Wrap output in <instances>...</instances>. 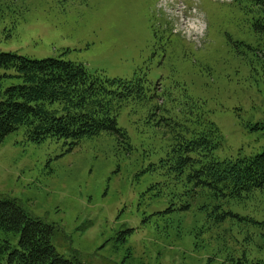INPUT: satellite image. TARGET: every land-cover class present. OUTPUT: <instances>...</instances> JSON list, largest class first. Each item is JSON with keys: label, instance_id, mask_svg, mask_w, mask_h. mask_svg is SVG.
<instances>
[{"label": "rangeland", "instance_id": "374dc122", "mask_svg": "<svg viewBox=\"0 0 264 264\" xmlns=\"http://www.w3.org/2000/svg\"><path fill=\"white\" fill-rule=\"evenodd\" d=\"M253 17L245 0H0V53L110 79L141 71L160 88L159 106L168 93L195 103L221 134L215 157L235 160L264 147V32ZM151 105L119 111L130 148L106 133L75 146L32 141L23 128L9 134L0 199L53 224L57 252L81 264H264V191L187 204L163 167L172 139Z\"/></svg>", "mask_w": 264, "mask_h": 264}, {"label": "trees", "instance_id": "16d2710c", "mask_svg": "<svg viewBox=\"0 0 264 264\" xmlns=\"http://www.w3.org/2000/svg\"><path fill=\"white\" fill-rule=\"evenodd\" d=\"M245 1L258 15L253 17V28L264 32V0ZM0 69L4 70L0 73V143L23 128L35 142L53 138L75 146L106 133L130 148L127 132L117 125L119 111L129 101L150 100L153 113L149 116L153 119L160 110L157 124L172 139L163 167L168 176L184 184L187 204L198 196L224 204L264 191V147L252 156L218 160L214 150L221 134L216 125L195 103L179 102L171 93L159 106L158 92L141 71L131 79H110L69 61L10 52L0 53ZM4 79L12 84L1 89ZM55 232L53 224L26 213L16 200L0 199V264H81L57 252L52 243Z\"/></svg>", "mask_w": 264, "mask_h": 264}]
</instances>
